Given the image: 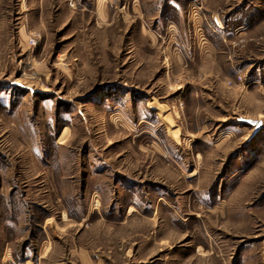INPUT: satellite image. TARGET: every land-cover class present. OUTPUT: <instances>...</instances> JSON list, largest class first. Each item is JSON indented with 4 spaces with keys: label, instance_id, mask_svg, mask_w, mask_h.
<instances>
[{
    "label": "rangeland",
    "instance_id": "rangeland-1",
    "mask_svg": "<svg viewBox=\"0 0 264 264\" xmlns=\"http://www.w3.org/2000/svg\"><path fill=\"white\" fill-rule=\"evenodd\" d=\"M0 264H264V0H0Z\"/></svg>",
    "mask_w": 264,
    "mask_h": 264
},
{
    "label": "water",
    "instance_id": "water-1",
    "mask_svg": "<svg viewBox=\"0 0 264 264\" xmlns=\"http://www.w3.org/2000/svg\"><path fill=\"white\" fill-rule=\"evenodd\" d=\"M16 85H18L19 87H22L24 89L30 90L31 92H34L33 89H30L28 87H24L19 83H16ZM239 121L241 123L246 124L247 126L253 128V134H252L251 138H254L263 128L262 127L263 122L261 120H252V119L240 118Z\"/></svg>",
    "mask_w": 264,
    "mask_h": 264
},
{
    "label": "built area",
    "instance_id": "built-area-1",
    "mask_svg": "<svg viewBox=\"0 0 264 264\" xmlns=\"http://www.w3.org/2000/svg\"><path fill=\"white\" fill-rule=\"evenodd\" d=\"M239 80L242 81L241 77H239Z\"/></svg>",
    "mask_w": 264,
    "mask_h": 264
},
{
    "label": "bare ground",
    "instance_id": "bare-ground-1",
    "mask_svg": "<svg viewBox=\"0 0 264 264\" xmlns=\"http://www.w3.org/2000/svg\"><path fill=\"white\" fill-rule=\"evenodd\" d=\"M132 210V209H131Z\"/></svg>",
    "mask_w": 264,
    "mask_h": 264
}]
</instances>
